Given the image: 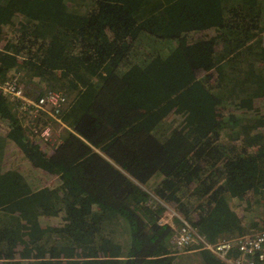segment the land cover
Wrapping results in <instances>:
<instances>
[{
	"label": "trees",
	"instance_id": "16d2710c",
	"mask_svg": "<svg viewBox=\"0 0 264 264\" xmlns=\"http://www.w3.org/2000/svg\"><path fill=\"white\" fill-rule=\"evenodd\" d=\"M3 32L0 84L17 53L71 103L47 151L0 97V264H227L174 254L153 193L207 244L264 229V0H0Z\"/></svg>",
	"mask_w": 264,
	"mask_h": 264
},
{
	"label": "built area",
	"instance_id": "2783aa9c",
	"mask_svg": "<svg viewBox=\"0 0 264 264\" xmlns=\"http://www.w3.org/2000/svg\"><path fill=\"white\" fill-rule=\"evenodd\" d=\"M0 97H7L15 102L19 112L30 118L38 119L46 115V121L62 123L58 115L66 104V98L59 92L47 91L36 98L29 97L23 91L18 76H14L0 84ZM39 136L46 142L52 139L53 132L49 124L40 130ZM170 227L173 228V225ZM173 231L175 232L172 234V244L177 253L200 244L202 249L208 250L227 264H257V261L264 257V231L237 235L215 245L207 244L197 237L190 224L182 219Z\"/></svg>",
	"mask_w": 264,
	"mask_h": 264
},
{
	"label": "rangeland",
	"instance_id": "374dc122",
	"mask_svg": "<svg viewBox=\"0 0 264 264\" xmlns=\"http://www.w3.org/2000/svg\"><path fill=\"white\" fill-rule=\"evenodd\" d=\"M168 59H173L172 60V62L171 63H177V65H176V67H178L179 68V71H178V73H177V78H178V80H179V82H180V84H183V83H185V74H184V69H185V62H184V59L181 57V54H180V52H176L175 53V56L174 57H172L171 55L169 56V58ZM167 60V59H166ZM176 67L175 68H173L172 69V72L173 71H175L176 70ZM157 70V67H156V63H151L150 65H148V67H146V69H145V72H147V73H151V74H154V71H156ZM15 73H13V75H14ZM10 75V74H9ZM15 76H18V78L21 80V77L19 76V75H15ZM173 78L171 77V76H169L168 75V77H167V81H168V83H173L174 85V87L176 86V83H175V81L173 82ZM161 84V83H160ZM190 86L188 85V88H189ZM47 91H54V92H59V93H61L62 95H64L61 91H57V90H50V89H47L46 91H44V93L45 92H47ZM198 91L199 92H201V90H200V87H197L193 92H196V93H198ZM202 93V92H201ZM68 101V103H67V105L63 108V109H65L68 105H69V101L70 100H67ZM169 108L171 109L172 108V105H169ZM249 111V110H248ZM243 112V111H242ZM42 120V119H41ZM32 122H33V124H31L30 123V119L25 115V114H23V113H20L19 112V124L21 125V127H22V129H23V131H22V133H23V135H24V137L28 140V141H31V142H33V143H35V144H37V145H39L40 146V148L41 149H44V150H46V147L44 146V144L45 145H47V147H49V148H51L52 150L54 149V147L56 146V145H58L60 142H61V140H60V136L63 134V133H66V131H67V129H66V126L63 124V123H60V124H57L58 123V121H57V123H55L54 125H55V127L52 129V132H53V137H52V139L50 140V139H48L49 141H42L41 139H40V137L36 134V133H34V130H38V127H35L34 126V121L32 120ZM47 123L49 124V122L47 121ZM246 123L248 124V125H251V123H252V121H250V120H248V119H246ZM43 124V122H39V124H38V126L40 127L41 125ZM56 125H58V128L56 127ZM70 133H75V132H73V131H71ZM76 134V133H75ZM36 137H38V139L36 138ZM226 141V140H225ZM227 142H230L229 143V147H231V146H234V145H236V144H238L237 143V141H227ZM11 151H13V150H10L9 149V153L7 154V156L9 157V156H11ZM18 160H17V158H16V162H17ZM57 177L56 176H54V178L53 179H56ZM53 183V181L52 180H50V181H47V185L48 186H50L51 184ZM244 193H246V190H244V189H242V188H232L231 190H230V195H231V197H232V200H233V203L234 204H239V203H241L242 201H240V200H238V199H240V198H242L245 194ZM154 195V194H153ZM155 196H158L157 194H155ZM172 211V210H171ZM241 212H243V210L241 211ZM176 219H178V216H176L175 214H173V213H171V212H169L168 210H167V212H164L162 215H161V217H160V223L161 224H168V225H173V224H176V226H177V223H176ZM176 226H175V228H176ZM173 232H175V231H173ZM25 235V237H24V239H25V242H24V246H18V252H21L24 248H26L25 250H23L22 251V253H20V255H19V258H27V257H24L23 256V254H25L27 251H28V249H29V251L31 250L32 251V246L30 245V235L28 234V233H26V234H24ZM27 236H29V237H27ZM169 242H170V246H171V249L174 251V254L176 253V250L174 249V246H173V244H172V238L169 240ZM30 251V252H31ZM59 254H60V258L62 259V258H65V259H69V257H68V251H63V250H61L60 252H59ZM30 258V257H29Z\"/></svg>",
	"mask_w": 264,
	"mask_h": 264
},
{
	"label": "crops",
	"instance_id": "0c3cea01",
	"mask_svg": "<svg viewBox=\"0 0 264 264\" xmlns=\"http://www.w3.org/2000/svg\"><path fill=\"white\" fill-rule=\"evenodd\" d=\"M8 40V33L3 32L2 34L0 33V56L2 54H5L4 51V46L6 44ZM9 55V65H8V75L14 77L15 75H19L21 77V84L23 86V90L25 92V94L29 97H37L40 96L42 93H44V91H46L47 89H49L48 86H45L42 84V80H38L35 79L30 73V71H28L27 69L25 70V66H24V59L21 55L17 54V53H10L7 52ZM13 73H15L13 75ZM197 81H194L193 83H196ZM194 88H197V86H195ZM7 103L9 104V109L12 108V102L10 99H8L7 97H5ZM71 103V100L69 101V104ZM14 105V103H13ZM15 106V105H14ZM10 115L12 117L13 116V111H10ZM44 146L46 147L47 151H51L52 149L47 147V145L44 144ZM55 149V148H54ZM53 149V150H54ZM44 150V149H42Z\"/></svg>",
	"mask_w": 264,
	"mask_h": 264
},
{
	"label": "water",
	"instance_id": "95a60500",
	"mask_svg": "<svg viewBox=\"0 0 264 264\" xmlns=\"http://www.w3.org/2000/svg\"><path fill=\"white\" fill-rule=\"evenodd\" d=\"M20 82H21V80H20ZM67 103H68V101L66 100V104H65V106L67 105ZM64 106V107H65ZM146 190V189H145ZM147 192H148V190H146ZM154 194V195H153ZM153 194H151L152 195V197L156 200V196H155V193H153ZM157 201V200H156ZM160 205H162L166 210H168V211H171V209L166 205V204H164L163 202H161V201H157ZM173 214H175V215H177V216H179L174 210H172L171 211ZM179 218H180V216H179ZM180 219H182V218H180ZM179 219V220H180ZM183 220V219H182ZM185 221V220H184ZM175 226L176 225H173V228L175 229ZM178 227V225L176 226V228ZM261 231H264V229L263 230H261ZM261 231H254V232H252V233H255V232H261ZM195 233V232H194ZM252 233H249V234H252ZM196 235V234H195ZM248 235V234H247ZM237 235H235L234 237H231V238H228V239H233V238H235ZM238 236H243V235H238ZM228 239H225V240H228ZM225 240H221V241H218L217 243H215V244H218V243H221L222 241H225ZM215 244H211V245H215ZM181 253H184V252H180V253H178V254H181ZM215 256V255H214ZM216 257V256H215ZM217 258V257H216ZM219 259V258H218ZM220 260V259H219ZM222 261V260H221ZM222 262H224V261H222Z\"/></svg>",
	"mask_w": 264,
	"mask_h": 264
},
{
	"label": "clouds",
	"instance_id": "9594fccd",
	"mask_svg": "<svg viewBox=\"0 0 264 264\" xmlns=\"http://www.w3.org/2000/svg\"><path fill=\"white\" fill-rule=\"evenodd\" d=\"M34 98H36V97H34ZM41 119H44V118H38V119H33L34 120V122L35 121H37V122H39ZM45 121L47 120L46 118L44 119ZM36 123V122H35ZM55 124V123H54ZM48 125V123L46 124V126ZM56 127L58 128V125H56ZM39 130H34V133H36L38 136H39ZM57 146V145H56ZM55 148V147H54ZM156 200L157 201H161V202H163V199H162V197L160 196V195H158V196H156ZM164 203V202H163ZM168 206V205H167ZM169 207V206H168ZM171 210H173L171 207H169ZM164 212H167V210L165 209L164 210ZM163 212V213H164ZM169 212H171V211H169ZM162 213V214H163ZM172 213V212H171ZM161 214V215H162ZM161 215H160V217H161ZM177 216V215H176ZM179 217V216H178ZM159 223H160V221H159ZM176 223H177V225H179L180 224V220H179V218L178 219H176ZM161 224V223H160ZM161 225H168V224H161ZM173 225H176V224H173ZM172 228V227H171ZM172 230H173V228H172ZM173 232V231H172ZM173 234V233H172ZM171 238H172V235H171ZM177 253V252H176ZM178 254V253H177Z\"/></svg>",
	"mask_w": 264,
	"mask_h": 264
}]
</instances>
